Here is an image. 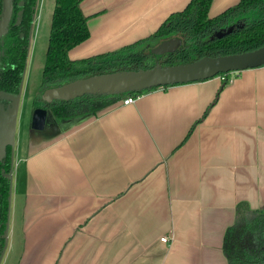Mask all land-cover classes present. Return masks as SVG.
<instances>
[{
    "label": "crops",
    "instance_id": "crops-1",
    "mask_svg": "<svg viewBox=\"0 0 264 264\" xmlns=\"http://www.w3.org/2000/svg\"><path fill=\"white\" fill-rule=\"evenodd\" d=\"M189 1L83 0L90 36L69 56L144 38ZM237 2L213 0L209 15ZM232 77L221 91L216 75L97 113L49 114L43 130L14 138L2 264H229L223 242L237 204L264 208V65Z\"/></svg>",
    "mask_w": 264,
    "mask_h": 264
},
{
    "label": "trees",
    "instance_id": "trees-1",
    "mask_svg": "<svg viewBox=\"0 0 264 264\" xmlns=\"http://www.w3.org/2000/svg\"><path fill=\"white\" fill-rule=\"evenodd\" d=\"M82 2L55 0L42 83L34 108L41 107L36 104L43 102L40 95L45 88L78 78L121 69L147 68L157 62L167 65L190 62L204 55L237 53L264 44V0H239L215 16L209 15L213 0H190L182 10L172 12L150 35L115 50L72 59L69 50L90 36L88 21L91 16L84 13ZM230 28L232 31L226 33ZM219 32L226 34L220 37ZM172 39L179 40L176 48L160 55L156 53L159 45ZM22 41L23 44L8 47L5 61L6 70L11 71L14 65L18 76L23 73L28 46L26 38ZM222 82L219 91L228 83ZM2 93V107L11 108L14 94ZM140 93L84 95L69 101L54 100L48 105L56 117L74 118L97 113L119 97ZM223 251L229 264H264V208H252L247 201L237 204L236 220L225 232Z\"/></svg>",
    "mask_w": 264,
    "mask_h": 264
},
{
    "label": "water",
    "instance_id": "water-1",
    "mask_svg": "<svg viewBox=\"0 0 264 264\" xmlns=\"http://www.w3.org/2000/svg\"><path fill=\"white\" fill-rule=\"evenodd\" d=\"M12 10L13 0H5L4 14L0 21V36L7 30ZM231 31L232 28L226 33ZM226 33L219 32L218 36L221 37ZM178 44V39H172L168 43H162L156 49V53L160 55L164 51L176 48ZM261 65H264V44L253 50L237 53L219 54L215 56L204 55L190 62L187 61L170 65L157 62L147 68L121 69L94 74L68 81L61 85L47 87L42 91L40 96L44 102L51 103L54 100L69 101L84 95H120L128 92L140 93L144 90L160 86L203 80L221 73L238 72ZM20 95H17L16 98ZM17 109L13 110V114L10 116L8 115L9 108L6 112L7 115L5 114L0 118V126L2 127L0 135L8 133L11 137L12 144H14ZM49 114H53V112L43 107L36 108L32 113L31 128L43 130Z\"/></svg>",
    "mask_w": 264,
    "mask_h": 264
},
{
    "label": "flooded vegetation",
    "instance_id": "flooded-vegetation-1",
    "mask_svg": "<svg viewBox=\"0 0 264 264\" xmlns=\"http://www.w3.org/2000/svg\"><path fill=\"white\" fill-rule=\"evenodd\" d=\"M39 0H13V10L7 26V30L0 36V96L2 92L14 94V101L11 102V108L2 107L4 101L0 99V118L5 114L12 116L13 105L16 100L15 93L23 94L25 88V79L28 72V64L31 56L32 40L37 26L39 14ZM5 0H0V21L4 14ZM28 41L27 52L25 57V67L20 76L17 75V68L13 65L11 71L6 70V58L8 56L7 49L12 44L21 43L22 39ZM17 57V55H15ZM36 101L34 94L33 105ZM44 102V101H43ZM39 101L37 105L49 111L50 106L47 102ZM36 108V107H35ZM33 106V111L35 110ZM52 111V110H51ZM54 114V113H53ZM55 116V115H54ZM56 117V116H55ZM57 119H68L56 117ZM2 127L0 126V130ZM50 130H45L44 136L48 135ZM14 132V138H15ZM4 144V146H2ZM3 148V150H2ZM16 145L11 143V137L8 133L0 135V264L4 260V256L9 244V228L11 218V202L13 191V169L15 163Z\"/></svg>",
    "mask_w": 264,
    "mask_h": 264
},
{
    "label": "rangeland",
    "instance_id": "rangeland-1",
    "mask_svg": "<svg viewBox=\"0 0 264 264\" xmlns=\"http://www.w3.org/2000/svg\"><path fill=\"white\" fill-rule=\"evenodd\" d=\"M42 4L40 17L35 26L32 40L31 56L28 64V73L25 79L23 95L16 98L13 110L17 109L16 140L25 141L26 131L31 127L33 101L29 94L38 93L41 88L43 69L46 60L47 47L50 36L52 14L55 0H40ZM167 65V64H165ZM239 72V71H238ZM235 73V72H234Z\"/></svg>",
    "mask_w": 264,
    "mask_h": 264
},
{
    "label": "built area",
    "instance_id": "built-area-1",
    "mask_svg": "<svg viewBox=\"0 0 264 264\" xmlns=\"http://www.w3.org/2000/svg\"><path fill=\"white\" fill-rule=\"evenodd\" d=\"M233 74H234V72H229V73H221L219 75H220V77H221V79L223 81L231 82L232 79H233V77H232ZM138 95L139 94H130V95L124 97L123 103L124 104H129V103L134 102L136 100V98L138 97ZM160 239H161L162 242L166 243V242H168L170 240V237H169V235H164V236H161Z\"/></svg>",
    "mask_w": 264,
    "mask_h": 264
}]
</instances>
